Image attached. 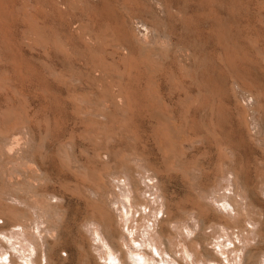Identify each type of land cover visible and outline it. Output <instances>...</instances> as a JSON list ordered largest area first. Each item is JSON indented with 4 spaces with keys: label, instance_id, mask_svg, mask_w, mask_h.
I'll return each mask as SVG.
<instances>
[{
    "label": "rangeland",
    "instance_id": "rangeland-1",
    "mask_svg": "<svg viewBox=\"0 0 264 264\" xmlns=\"http://www.w3.org/2000/svg\"><path fill=\"white\" fill-rule=\"evenodd\" d=\"M55 8L53 0H0V196L32 172V166L22 165L23 170L2 155L4 143L15 136L26 158L36 151L48 169L37 190L63 188L74 197L63 211V224L103 217L106 205L84 194L106 182L94 150L103 158L121 154L125 160L130 150L157 148L159 142L163 171L170 176L171 215L191 213L197 208L195 192L205 190L207 182L204 145L184 146L190 132L214 131L216 139L231 135L235 83L264 93V60L257 52L264 51V0H70L61 18L51 14ZM134 18L151 27L145 39L130 32ZM73 22L80 35L68 31ZM119 93L129 99V109L117 105ZM260 100L264 103V95ZM162 113L176 118L177 138L164 140V127L155 121ZM23 131H29L28 141L21 140ZM151 249L146 245L142 260L132 264H170L167 255ZM180 254H175L180 264H193Z\"/></svg>",
    "mask_w": 264,
    "mask_h": 264
},
{
    "label": "bare ground",
    "instance_id": "bare-ground-1",
    "mask_svg": "<svg viewBox=\"0 0 264 264\" xmlns=\"http://www.w3.org/2000/svg\"><path fill=\"white\" fill-rule=\"evenodd\" d=\"M69 1L53 0L56 8L51 14L63 17ZM68 25L69 32L81 34L77 23ZM150 29L149 24L134 18L130 32H138L145 39ZM23 41L29 42L27 37H23ZM85 41L93 42L87 37ZM55 49L61 51L59 44ZM257 52L264 60V51ZM163 86L158 85L161 93ZM230 94L234 104L231 135L216 139L214 131L205 136L203 131L195 129L197 132H190L189 140L184 143L185 147L204 145L206 180L203 181L207 182V188L195 192L197 208L183 218L171 215L170 176L166 169L163 171L159 142L154 148L160 160L149 146H143L141 151L130 150L127 157L124 155L125 160H121V154L110 157L106 153L103 158L99 148L94 150V158L103 166L100 178L105 177L106 182L101 181L102 191L85 186L84 194L95 201L98 197L109 212L100 218L95 215L82 220L74 218L71 224L65 225L63 211L74 197L60 191L61 187L60 190L51 187V190L48 186L44 189L43 185L42 190H37L46 180L41 182L40 179L44 172L49 173L48 169L43 168L36 151L30 159L26 158L25 147L13 136L2 146V155L6 162L13 158V164H20L22 169V165L32 166V172L24 176L23 184L16 190L0 196V264H61L70 259H75L77 264H101L100 260L104 264H132V260H142L140 250L146 245L154 248L151 251L160 257L167 255L170 264H180L175 258L178 252L182 254L181 259L193 264H264V125L260 124V114H264V103L260 99L264 93L246 90L235 83ZM116 102L123 109L130 108L124 94H117ZM155 121L156 125L164 127V140L177 138L180 131L176 118L162 113ZM29 131H23L25 136L21 140L28 141ZM208 135L213 139L209 140ZM111 165L114 168L111 167L113 172L109 173ZM17 167L18 172L20 166ZM39 181L41 183L37 184ZM204 243L217 247L218 251L213 247L202 248ZM62 252L66 257L61 256Z\"/></svg>",
    "mask_w": 264,
    "mask_h": 264
}]
</instances>
